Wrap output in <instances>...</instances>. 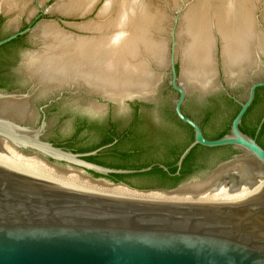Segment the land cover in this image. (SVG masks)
<instances>
[{
    "label": "water",
    "instance_id": "obj_1",
    "mask_svg": "<svg viewBox=\"0 0 264 264\" xmlns=\"http://www.w3.org/2000/svg\"><path fill=\"white\" fill-rule=\"evenodd\" d=\"M48 7L38 9V15L24 30L16 29L0 40L3 46L28 34L32 45L21 63L28 90L0 89V138L63 172L79 174L104 186L122 184L164 193L222 191L224 201L166 202L116 194L56 180L23 168L0 153V264H264V147L257 140L264 115L255 136L241 128L257 90L264 87V48L253 46L252 61L233 69L225 56L224 38L216 31L210 74H199L196 82L187 83L176 18L168 37L166 65L149 63L151 71L159 76L148 96L119 102L81 88L49 89L37 84L25 70V59L43 46L34 36L36 28L51 21L64 31L83 35L79 33L84 31L70 25L80 24L86 16L53 14ZM12 13L0 9L2 16ZM48 14L55 17H43ZM251 26L264 41V0L252 12ZM166 77H170V86L178 94L175 113L194 130V139L174 162L111 168L88 157L114 142L92 151L74 152L45 135L49 125L45 109L66 94L88 106L97 103L107 107L113 103L126 107L134 100L147 102L157 97ZM246 87L247 97L242 100L234 92ZM217 94L232 99L240 109L228 133L207 138L182 107L191 97ZM38 96L46 104L36 108L34 100ZM3 103L11 107L24 104L29 116L21 117ZM39 115L42 118L37 126L29 123Z\"/></svg>",
    "mask_w": 264,
    "mask_h": 264
},
{
    "label": "bare ground",
    "instance_id": "obj_2",
    "mask_svg": "<svg viewBox=\"0 0 264 264\" xmlns=\"http://www.w3.org/2000/svg\"><path fill=\"white\" fill-rule=\"evenodd\" d=\"M98 1L60 0L50 11L64 16L85 17L94 10ZM225 1L234 7L225 4L227 10L221 7L214 10L212 0H198L190 5L180 19V28L177 30L181 41L179 54L183 60V73L187 83L196 82L199 74H210L208 70L213 67L216 31L224 38L225 56L233 69H241L252 61L253 46L264 48V41L252 32L251 14L254 7L250 13L245 8L244 1ZM17 2L19 1L0 0V9L13 12L19 4ZM151 6V2L147 0L108 1L99 11L97 21L73 25L78 30L93 33L92 36L64 31L56 22L40 23L34 36L43 42V46L40 51L26 58L25 70L37 84L49 89L81 88L119 102L138 95L148 96L159 76L151 71L149 63L164 66L169 43L166 42L167 38L158 37L160 31L164 32V26L168 25L165 11L155 10ZM156 32L158 36H155ZM3 104L21 117L29 116L22 103L15 104L14 107ZM98 105L91 103L90 107L99 110ZM0 153L23 168L56 180L116 194L166 202L221 204L224 201L222 191L188 194L146 192L122 184L105 186L107 188L92 186L94 182L87 181L76 173H64L37 155H25L2 138Z\"/></svg>",
    "mask_w": 264,
    "mask_h": 264
},
{
    "label": "flooded vegetation",
    "instance_id": "obj_3",
    "mask_svg": "<svg viewBox=\"0 0 264 264\" xmlns=\"http://www.w3.org/2000/svg\"><path fill=\"white\" fill-rule=\"evenodd\" d=\"M1 21L2 17H0V22ZM28 26L29 23H26L17 31H22ZM13 33L14 31L11 34ZM11 34H8L4 37L0 36V40L8 37ZM13 41H16V43L13 47L9 48V51H7L5 57H3L5 63L8 65L11 64L13 59L18 57L19 52L25 51L29 47L32 48V45H30L29 42L28 34L20 36ZM7 76L10 81L16 80L19 85L22 84V86L15 87L10 92H26L28 90L29 86L22 72L9 70ZM168 88V90L175 92L171 86ZM234 93L236 94V92ZM208 97H191L182 107L183 112L187 116L194 119L201 126L205 136L206 133L204 129H210V127L213 126L215 120L218 118V114L214 113L210 120L205 119V114L207 112L213 113L217 111V107L204 106L203 103ZM34 104L36 108H39L46 104V101L43 99L41 101H37L36 99L34 100ZM137 104L146 105L139 106ZM174 107L175 106L172 107L170 105H162L158 97H156L155 99L147 102L134 100L129 102L126 107L109 103L107 107H101L100 105V109L96 110L84 104L79 98L66 94L63 99L53 103L45 110L48 124L50 122L49 120L51 116H57L59 119V124H70L75 126L76 132L73 138L70 140L57 141L50 137V139L56 142L59 146L74 152H88L114 142L112 146L101 150L97 155L93 156L99 157L98 159L100 160L119 162L141 158L144 155H148L150 157H159L161 160L171 159L177 156L180 153L179 146L189 139H191V141L194 139V130L190 125L179 119L175 113ZM189 109L203 111L204 115L203 117L199 118ZM41 118L42 115L40 117V121ZM81 134H87L92 138V140H94V142L81 148L71 147ZM139 135H145L144 138L147 142V144L145 143V147L148 149L147 152L143 153L140 148L136 147L139 141V139H137ZM110 137L113 138L111 141L106 142L94 149H88L93 144L100 143L104 139ZM131 146H134L137 149L133 148V150H131ZM161 164L164 163L154 162L151 165L159 166Z\"/></svg>",
    "mask_w": 264,
    "mask_h": 264
},
{
    "label": "rangeland",
    "instance_id": "obj_4",
    "mask_svg": "<svg viewBox=\"0 0 264 264\" xmlns=\"http://www.w3.org/2000/svg\"><path fill=\"white\" fill-rule=\"evenodd\" d=\"M18 1L19 2H17V3H19V4L15 3V4H17V6L14 9L15 12L13 10V13L10 14V15H7V16L0 15V17H2V21L0 22V36L1 37L7 36L8 34H11L14 30L20 29L26 23L32 22L34 20L35 16L38 15V9L44 10L46 7L49 6L47 11L49 13H51V11H50L51 9L50 8H53L60 0H18ZM108 1H110V0H99L96 3V5L94 6V10L91 11V13H87L85 18H82L81 21H83V22H81V23H85V22L93 21V20L97 21L98 20L97 17H98L99 11L104 6V4L107 3ZM147 1L151 2V4H152L151 7H153L155 10H158V11L160 10V11H163V12L165 11L164 13H165V15L167 17L166 22H168V25H166V23H165L166 27L164 26V28H165L164 32L162 33L160 31V33H159L160 35L158 34V32H156L155 36L159 35L158 36L159 38L162 36V39H166L167 38L166 39V42H167L170 30H171L172 26L174 25V22H175L176 18L178 19V27H179L180 19H181L183 13L187 11V9L190 7V5L195 4L198 0H147ZM237 1L238 2L244 1L243 4L245 5V8L248 9L250 11V13H251V8L254 7V9H255V7L257 6V4H258V2L260 0H237ZM212 4L214 5V10L218 9V7H221L224 10H227L226 7H225V4L229 5V6H233V4H227L225 0H212ZM247 4H249V6H247ZM184 5H186V7H184ZM17 8H19V9H17ZM22 8H23L24 11H22ZM43 17L44 18H51V17H55V16L48 14V15H44ZM14 20H16V21H14ZM71 25L70 26L73 27V25H75V24H71ZM76 25H78V24H76ZM74 28L76 29V26H74ZM166 28H167L168 31L166 30ZM179 28H178V30H179ZM71 31H73V30H71ZM164 33H166V34H164ZM79 34H83L85 36H92L93 33H90V32L82 33L81 32ZM29 50H32V48L29 47L25 51H21V52L18 53L19 54L18 57L16 59H13L11 61V64L8 65L10 71L11 70H15L16 72L17 71L21 72V63L23 62V60H24V58L26 56L25 55L26 52L29 51ZM180 58L182 59L181 55H180ZM181 61L183 62V60H181ZM161 67H163V66H161ZM6 75H8V71H7ZM157 81H158V79H157ZM169 84H170V77H166L165 82L162 84L161 89L159 90V93H158L157 97H158V99H159V101L161 102L162 105H170V106L173 107L175 102H176V100L178 99V95L175 92H172L171 90H168L169 89L168 87L170 86ZM9 86H12V87L15 88V87H18V86H22V84L19 85V83L16 82V80H15V81H11ZM72 89L75 90L76 88H72ZM1 90H3V89H1ZM235 92H236L237 96L240 99H242V100L246 99V97H247V87L246 88L237 89ZM36 99H37V101H41L42 100V98L39 97V96L37 98H35V100ZM151 99L153 100V98H151ZM115 101H118V100H115ZM101 107H103V106H101ZM189 110L191 112H193L194 114H196L199 118L203 117V115H204L203 111H197V110H192V109H189ZM40 117H41L40 115L37 116L34 119L33 122L30 121L29 123L34 125V126H37L39 124ZM228 119H229L228 114L219 115L218 118L215 120L213 126L210 127V129L211 130H217V129L224 128L226 126V122H227ZM58 120L59 119H58L57 116H51L50 117L49 126H48V128L46 130L45 135H47L49 138L50 137L54 138L57 141H66V140H70L71 138H73V136H74V134L76 132L75 126H72L70 124H65V125L59 124ZM93 142H94V140H92V138L89 137L87 134H81L76 139V141L72 144L71 147L81 148L83 146H88V145L92 144ZM23 154H25V153H23ZM25 155H28V154H25ZM52 167H54V166H52ZM64 173L69 174L71 172H64ZM81 178H83V177L81 176ZM85 180H87V179H85ZM87 181H89V180H87ZM91 185L92 186H99L100 188H107V187H105L104 185H101V184H97L96 185V183L91 184Z\"/></svg>",
    "mask_w": 264,
    "mask_h": 264
},
{
    "label": "trees",
    "instance_id": "obj_5",
    "mask_svg": "<svg viewBox=\"0 0 264 264\" xmlns=\"http://www.w3.org/2000/svg\"><path fill=\"white\" fill-rule=\"evenodd\" d=\"M16 43V41H12L9 44L0 46V89H5L7 91H11L14 87L9 86L10 84V80L7 78V71H9V67L8 64L5 63V60L3 59V57H5L7 51H9L10 47H13L14 44ZM204 106H213V107H217V111L216 112H207L205 114V119L210 120L211 116L214 113H217L218 116L221 114H228L229 119L226 122V126L222 129H217V130H211L208 128H205V133L206 136L208 138H219L221 136H223L224 134L228 133L230 131V124L232 119L236 116V114L238 113L240 106L238 104H236L232 99L222 95V94H217V95H213L211 97H208L205 99L204 101ZM139 106H143L146 104H137ZM264 115V87L259 88L257 90L256 93V99L253 103V105L248 109V111L246 112V114L243 117L242 120V125L241 128L244 132H246L247 134L251 135V136H255L256 135V130H257V126L262 118V116ZM145 135H139V137L137 139H139L138 144H137V148H140L141 151L147 152L148 149H146L145 147V143L146 139L144 138ZM113 138H106L104 139L102 142L100 143H96L93 144L92 146H90L88 149H94L106 142L111 141ZM257 140L258 142L264 147V125L261 129V131L258 133L257 135ZM191 142V139L187 140L185 143L181 144L179 146L180 148V153L186 148V146H188V144ZM134 146H131L130 149L133 150V148H136ZM115 148V147H114ZM112 148V149H114ZM136 148V149H137ZM179 153V154H180ZM179 154L171 159H165V160H161L159 159V157H150L148 155H144L141 158H137V159H132V160H126V161H107V160H100L98 159L99 157L97 156H93V157H89L92 160H95L97 162H100L104 165H108L111 167H140V166H149L152 163H171L174 162ZM158 166V165H156ZM117 181V180H115Z\"/></svg>",
    "mask_w": 264,
    "mask_h": 264
}]
</instances>
